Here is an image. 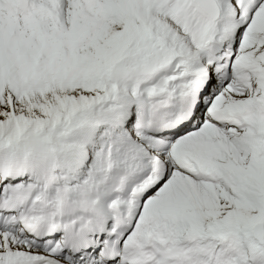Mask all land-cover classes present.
I'll return each mask as SVG.
<instances>
[{
  "label": "snow or ice",
  "instance_id": "obj_1",
  "mask_svg": "<svg viewBox=\"0 0 264 264\" xmlns=\"http://www.w3.org/2000/svg\"><path fill=\"white\" fill-rule=\"evenodd\" d=\"M0 264H264V0H0Z\"/></svg>",
  "mask_w": 264,
  "mask_h": 264
}]
</instances>
